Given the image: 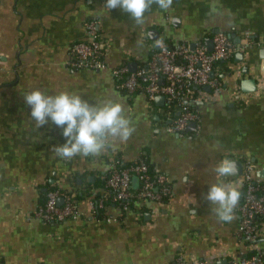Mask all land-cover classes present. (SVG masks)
Masks as SVG:
<instances>
[{
  "label": "crops",
  "instance_id": "crops-1",
  "mask_svg": "<svg viewBox=\"0 0 264 264\" xmlns=\"http://www.w3.org/2000/svg\"><path fill=\"white\" fill-rule=\"evenodd\" d=\"M90 18L106 68L75 70L69 49L87 38ZM216 33L245 50L215 66L219 92L192 94L198 127L170 133L176 111L163 96L149 104L116 87L111 68L134 71L160 42L205 45ZM261 50L264 0H0V264H229L248 255L237 235L241 175L228 164L243 172L248 160L264 184ZM141 156L167 177L170 198L121 214L104 178L117 157ZM49 185L71 198L74 219L33 216Z\"/></svg>",
  "mask_w": 264,
  "mask_h": 264
},
{
  "label": "built area",
  "instance_id": "built-area-1",
  "mask_svg": "<svg viewBox=\"0 0 264 264\" xmlns=\"http://www.w3.org/2000/svg\"><path fill=\"white\" fill-rule=\"evenodd\" d=\"M165 1L170 3V0ZM84 28L87 38L70 46V65L75 70H103L106 66L102 58L97 20L88 19ZM243 50L245 46H235L223 33L213 35L211 51L203 44H195L191 49L187 43L167 47L165 42H160L144 65L130 71L123 64L111 68L110 73L119 90L130 95L141 93L149 104L156 97L163 96L167 109L176 111L175 118L166 123L165 129L180 135L191 123L198 127L199 115L189 105L193 90L208 87L219 92L221 88L215 66ZM109 168L104 186L109 193L108 199L121 212H127L135 204H163L170 198L171 185L167 177L150 173L142 161L125 166L121 161L113 160ZM253 169L248 160L243 162L240 180L242 196L238 207L240 221L237 227L238 238L247 245L249 254L229 264H264V221H257V218H264V184L253 180ZM133 177L137 178L136 189L132 186ZM60 199L61 204L58 203ZM90 206L97 211L101 209V204L92 203ZM33 216L45 223H59L74 219L76 212L71 198L62 197L59 188L54 187L46 192L44 203L37 206ZM193 264L207 263L199 260Z\"/></svg>",
  "mask_w": 264,
  "mask_h": 264
},
{
  "label": "water",
  "instance_id": "water-1",
  "mask_svg": "<svg viewBox=\"0 0 264 264\" xmlns=\"http://www.w3.org/2000/svg\"><path fill=\"white\" fill-rule=\"evenodd\" d=\"M148 35L151 36L152 40H157V34H156L155 31H150ZM204 43H205V46L207 47L208 51H211V49H212V40L211 39L205 40ZM190 48L191 49L194 48L193 44L190 45ZM260 55H261V58L264 59V50H261ZM263 69H264V67H263ZM130 71H133V70H130ZM251 84H253V82H242V84H241L243 86L242 89H244L245 87H250L251 88ZM203 89L208 90V87H203ZM162 98H163L162 96H158V97L155 98V101L161 100ZM190 125H194V123H191ZM228 169H229L230 173L233 174V175L238 176V175L242 174V167H241V164L239 162H230L228 164ZM131 182H132V186L135 187L136 184H137V178L133 177ZM61 202H62V200L60 199L58 201V203H61ZM217 264H226V263L218 262Z\"/></svg>",
  "mask_w": 264,
  "mask_h": 264
},
{
  "label": "trees",
  "instance_id": "trees-1",
  "mask_svg": "<svg viewBox=\"0 0 264 264\" xmlns=\"http://www.w3.org/2000/svg\"><path fill=\"white\" fill-rule=\"evenodd\" d=\"M165 44H166V46L167 47H172L173 45L171 44V43H166L165 42ZM102 54H103V52H102ZM102 58H103V55H102ZM198 90H200L201 91V88H197V89H195V90H193L194 92H193V94L195 93V92H197ZM169 112L173 115V112L174 111H170L169 110ZM114 160H119V161H121L122 163H123V165H130V164H133V163H135V162H138V161H142V162H144L147 166H148V168H149V170H150V173H154L153 171H151V169H150V167H149V165H148V162H147V159H145V157H140V159L139 160H137V161H135V162H133V163H125L120 157H117L116 159H114ZM54 187H56L55 185H49L48 186V188H47V191L48 190H50V189H52V188H54ZM46 191V192H47ZM59 191H60V194L62 195V197H64V196H67L66 195V193L64 192V191H62V190H60L59 189ZM46 192H45V196H44V198H43V200L42 201H40V203L38 204L39 206H41L43 203H44V201H45V198H46ZM79 196H81L80 194H78ZM78 195H76V197H75V200L76 199H78L79 198V196ZM85 197V196H84ZM118 208V207H117ZM135 209V206L134 205H132V206H130V208L128 209V211H132V210H134ZM125 212H121V214H124ZM257 221H264V218H257Z\"/></svg>",
  "mask_w": 264,
  "mask_h": 264
}]
</instances>
